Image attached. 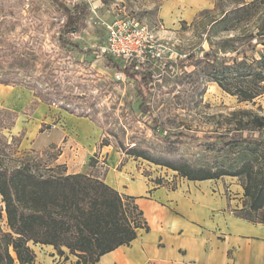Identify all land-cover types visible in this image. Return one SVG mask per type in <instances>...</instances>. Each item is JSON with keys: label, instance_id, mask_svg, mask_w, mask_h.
<instances>
[{"label": "rangeland", "instance_id": "374dc122", "mask_svg": "<svg viewBox=\"0 0 264 264\" xmlns=\"http://www.w3.org/2000/svg\"><path fill=\"white\" fill-rule=\"evenodd\" d=\"M62 1L70 7L85 8L84 26L68 35L83 50H101L107 42V26L134 17L156 41L173 45L175 55L152 65L149 88L145 91L150 112L144 114L139 109L141 99L136 82L115 67L116 63L125 64L121 58L102 51L82 55L59 46L57 40L65 19L47 0H0L1 70L19 67L20 75L15 78L25 81L28 74L31 81L38 83L37 92L60 95L55 105L43 107L33 91L0 85V158L6 164L17 165L27 156L37 157L44 164L62 166L67 172L78 169L105 180L108 167L117 162L116 151L91 166V158L88 159L80 143L86 132L99 128L102 132L99 145L105 139L121 154L124 165L133 162L148 181L161 180L159 185L178 189L186 179L165 167L133 158L127 154L129 146L136 142L142 148H158L173 132L194 133L200 138L225 133L238 124L240 116L232 114L242 110L264 115V96L253 103H240L211 80L213 65L205 58L212 52L221 59L235 58L245 44H254L264 21V4L251 7L247 5L252 1L216 0L214 9L202 11L190 22L180 21L177 28H168L161 19L163 0ZM229 12L235 18L230 23L234 30L220 28L216 33L209 32L210 22ZM225 45L232 48L226 49ZM263 48L259 45L257 52L250 55L258 57ZM13 52L18 55L15 61L10 57ZM108 58L113 65L108 64ZM118 74L123 78L119 80ZM67 95L72 96L68 101L75 113L62 108L60 102ZM155 118L160 124L154 130L151 126ZM43 129L46 135L57 133L61 139L57 144L42 147L37 141ZM200 144L182 141L179 155H199L203 151ZM226 182L230 188L241 186L237 178L230 177ZM230 190V196L236 200L241 197L243 206L244 193ZM0 228H7L1 196Z\"/></svg>", "mask_w": 264, "mask_h": 264}, {"label": "trees", "instance_id": "16d2710c", "mask_svg": "<svg viewBox=\"0 0 264 264\" xmlns=\"http://www.w3.org/2000/svg\"><path fill=\"white\" fill-rule=\"evenodd\" d=\"M64 17L58 44L82 55L100 54L101 50H83L73 43L68 35L84 26L85 8L81 5L68 6L62 0H47ZM264 0H254L247 6L257 7ZM246 7H243L242 11ZM233 12L225 13L220 19L210 22L209 32L234 30L230 23ZM240 20H243V18ZM254 37L256 42L244 45L242 52L231 59H221L215 52L205 58L213 65L211 80L226 93L237 97L240 103H253L264 96V48L257 56V47H264V21ZM230 49L232 45H225ZM13 52L11 58L17 59ZM242 58L240 59V57ZM9 57V55H8ZM108 64L113 60L108 58ZM127 79L137 84L141 99L139 109L147 114L145 91L152 76L150 71H138L134 64L115 66ZM19 67L1 70L0 85L20 86L35 93L44 104L52 106L58 101L59 93L37 92L34 83ZM16 69L17 71H15ZM71 95L60 102L64 110L75 113L68 101ZM240 116L238 124L225 133H210L200 138L188 132H173L164 138V145L142 148L133 142L127 154L165 167L188 181L202 182L237 178L243 188V206L235 215L254 224H264V115L242 110L232 114ZM238 119V118H236ZM232 121V120H230ZM155 130L160 120L155 118ZM231 125V124H230ZM41 130L40 132H44ZM182 141H200L203 151L199 155H179ZM111 144L104 139L101 146ZM0 158V196L6 213V229L0 228V264H36L34 245L53 246L57 254L68 259H78V264H97L103 256L121 246H129L138 238V231L149 226L136 198L120 193L99 176L76 173L67 174L62 166L44 164L37 157H28L17 165L6 164ZM97 163L91 158V166ZM160 184L161 180H156ZM67 250V252L65 251Z\"/></svg>", "mask_w": 264, "mask_h": 264}, {"label": "crops", "instance_id": "0c3cea01", "mask_svg": "<svg viewBox=\"0 0 264 264\" xmlns=\"http://www.w3.org/2000/svg\"><path fill=\"white\" fill-rule=\"evenodd\" d=\"M215 6L216 0H163L161 19L168 28H177L180 21L190 22ZM45 133L40 132L42 137L37 141L42 147L61 139L57 133ZM101 133L99 128L86 132L80 140L82 149L88 159L95 157L98 164L116 151L117 162L108 167L105 182L137 199L149 231L140 229L138 238L129 246L106 254L97 264H264V224L235 215L242 208L241 197L236 200L230 196V189L240 194L243 188H230L226 182L230 177L202 182L183 180L178 189L158 185L148 181L133 162L124 165L121 154L112 146H100ZM76 173L83 171L67 172ZM31 246L37 255L36 264H78L74 256H59L53 246Z\"/></svg>", "mask_w": 264, "mask_h": 264}, {"label": "built area", "instance_id": "2783aa9c", "mask_svg": "<svg viewBox=\"0 0 264 264\" xmlns=\"http://www.w3.org/2000/svg\"><path fill=\"white\" fill-rule=\"evenodd\" d=\"M103 54L121 58L125 64H134L136 70L152 71V65L175 55L173 45L158 42L146 26L136 18L115 21L107 26V42ZM120 80L121 74L117 75Z\"/></svg>", "mask_w": 264, "mask_h": 264}]
</instances>
